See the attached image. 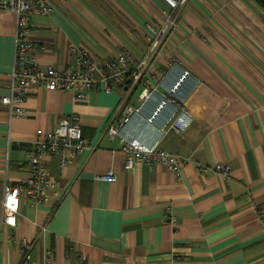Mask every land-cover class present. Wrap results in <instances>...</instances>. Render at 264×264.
Returning a JSON list of instances; mask_svg holds the SVG:
<instances>
[{
	"label": "crops",
	"instance_id": "0c3cea01",
	"mask_svg": "<svg viewBox=\"0 0 264 264\" xmlns=\"http://www.w3.org/2000/svg\"><path fill=\"white\" fill-rule=\"evenodd\" d=\"M109 1L131 30L71 9L84 0L34 17L37 63L76 68L83 51L105 62L121 47L144 59L149 28L165 25L163 0ZM178 17L145 71L154 99L139 103L142 82L128 96L102 85L83 98L36 87L27 115L9 119L1 97L10 91L16 16L0 10V188L28 182L38 130L55 132L77 116L87 143L62 170L58 157H43L55 189L42 204L22 200L16 229L1 224L0 204V264H264V12L252 0H190ZM185 71L177 104L150 122ZM126 96L139 111L125 131L181 158L179 177L143 162L125 168L121 138L106 130L122 118ZM183 112L189 124L182 125ZM107 174L115 181L100 179ZM17 239L31 243L23 253L11 243Z\"/></svg>",
	"mask_w": 264,
	"mask_h": 264
},
{
	"label": "built area",
	"instance_id": "2783aa9c",
	"mask_svg": "<svg viewBox=\"0 0 264 264\" xmlns=\"http://www.w3.org/2000/svg\"><path fill=\"white\" fill-rule=\"evenodd\" d=\"M71 2L72 0H0V10L12 12L16 16V44L10 91L1 97V105L9 119L27 115L24 104L32 89L36 87H43L51 91H69L76 97L83 98L96 86L102 85L106 91L125 90L128 96L130 91L142 82L146 85V89L141 94L139 103L154 99L148 80H144L145 71L166 46L170 36H168V27L178 26L179 13L190 0H163L165 25L160 30L149 28L150 37L147 39L149 49L142 60L136 58L134 53L128 49L121 47L117 55L105 62L98 61L91 54L83 51L76 68L60 69L40 66L34 56L36 46L30 39L35 26L34 17L49 16L60 6H67ZM189 75V72L185 71L176 84L169 89L168 94L160 97L158 106L149 118L150 122L167 105L177 104L175 98L177 91ZM127 96L123 99V105L120 107L123 113L122 118L117 123L110 124L106 130L110 138L120 136L123 151L128 155L125 168L132 170L138 163L143 162L151 166H160L179 177L185 165L181 158L169 154L158 144L152 147L145 146L131 138L125 131V126L139 111L128 105ZM182 116V125L189 124L190 116L187 112H183ZM173 117L174 115L169 121H172ZM174 122L177 127L182 129V125L178 124L179 121ZM37 135L39 140L36 142L35 151L30 160L28 182L18 183L14 186L5 185L0 188L1 224L9 230L17 228L22 200L28 199L39 205L46 202L49 193L55 189L54 182L42 164L43 157L48 155L58 157L62 170L81 157L87 146L77 116L61 120L55 132L38 130ZM216 170L224 176L229 173V168L222 165L217 166ZM100 179L109 183L115 181L113 174H107ZM165 217L170 223H173L174 216L171 211H167ZM11 243L22 253L31 244L25 239H17Z\"/></svg>",
	"mask_w": 264,
	"mask_h": 264
},
{
	"label": "rangeland",
	"instance_id": "374dc122",
	"mask_svg": "<svg viewBox=\"0 0 264 264\" xmlns=\"http://www.w3.org/2000/svg\"><path fill=\"white\" fill-rule=\"evenodd\" d=\"M84 4L81 5L80 3H75L72 5L71 9L77 12H85L88 9L94 14L96 12L99 15H105L110 17L111 19L115 20V23H121L122 25L120 26V29L122 30H131L127 23L123 22V19L116 14V11L113 9V6L110 4L109 0H84ZM175 28V25L169 26L168 31L170 32L171 30H175Z\"/></svg>",
	"mask_w": 264,
	"mask_h": 264
},
{
	"label": "trees",
	"instance_id": "16d2710c",
	"mask_svg": "<svg viewBox=\"0 0 264 264\" xmlns=\"http://www.w3.org/2000/svg\"><path fill=\"white\" fill-rule=\"evenodd\" d=\"M264 12V0H252Z\"/></svg>",
	"mask_w": 264,
	"mask_h": 264
}]
</instances>
